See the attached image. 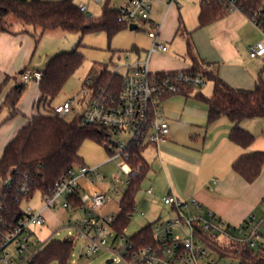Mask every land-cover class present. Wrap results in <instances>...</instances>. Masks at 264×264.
I'll return each mask as SVG.
<instances>
[{"label": "built area", "instance_id": "2783aa9c", "mask_svg": "<svg viewBox=\"0 0 264 264\" xmlns=\"http://www.w3.org/2000/svg\"><path fill=\"white\" fill-rule=\"evenodd\" d=\"M152 1L164 4L167 8L174 0H127L119 7L117 21L137 28L147 23L150 29L148 37L152 41L147 59L141 63H129L123 73L108 68L107 83L93 87L86 80L85 92L88 99L85 109L80 114L82 124L96 125L109 129L112 135L123 132L131 134L127 145L120 141L107 146L109 152L105 163L122 160L119 165L127 176L126 184L137 174L127 163L129 146L158 145L167 139L168 124L161 107L164 97L183 93L186 89H199L206 80L200 73L190 70L152 72L149 69L150 55L159 50L164 52L166 46L160 42L162 24L149 19ZM227 13H242L252 25L264 36V0H216ZM83 12L85 8L80 7ZM249 57L264 59V40L249 47ZM41 70L23 69L19 74L20 81L38 83L42 78ZM120 76L119 86L113 78ZM76 96L53 106V113L65 117L73 111ZM110 147V148H109ZM118 149V151H117ZM96 167H73L61 175L50 189L48 195L42 196V207L35 211L30 207H21L12 214L0 193V264H32L44 245L50 241L40 239L38 229L45 226V212L62 209L77 212L80 219L70 221L68 228L74 229L86 240L85 257L99 250L111 251L116 257L109 264H237L220 257L211 247L203 242L201 233L217 243H235L250 248L260 247L264 241V216L250 215L238 226L230 225L216 217L210 211H202L200 204L192 200L196 212L187 214L189 203L173 195L162 196L163 205L169 206L176 213L174 219L163 221L158 218L151 225V237L140 240L125 235L114 228L118 215L103 213L111 198L103 191L94 189L86 192L85 185L91 186L101 176ZM10 178L0 180V189L10 187ZM27 188L22 183L20 193L25 197ZM118 194V189H113ZM152 194V188L146 190ZM30 199V198H29ZM120 210V206L118 207ZM200 227V233L196 229ZM183 235V236H182ZM71 239V238H69ZM74 241V240H73ZM121 242L119 249L114 246Z\"/></svg>", "mask_w": 264, "mask_h": 264}, {"label": "trees", "instance_id": "16d2710c", "mask_svg": "<svg viewBox=\"0 0 264 264\" xmlns=\"http://www.w3.org/2000/svg\"><path fill=\"white\" fill-rule=\"evenodd\" d=\"M118 12L119 8H112L110 0H104L101 12L96 18L81 11L80 6L73 0H0V33L11 35L27 33V28L32 26L40 28L42 33L53 30L80 34L104 32L110 41L117 32L128 27L117 21ZM227 14L226 8L216 0H200L198 28L207 26ZM9 17L22 22L25 26L20 31L12 30L13 25L9 22ZM83 61L84 57L74 49L71 52L56 54L47 62L45 68L41 70L42 78L37 83L38 97L33 104L35 112L28 117L2 150L0 180L10 178L13 183L8 188H1L0 193L12 214L18 211L19 203L23 199L31 198L36 192L43 196L48 195L61 175L73 167L85 166L79 156V149L84 141L102 144L112 136V132L107 128L82 124L81 115L67 121L65 117L53 113L51 102ZM192 61L190 71L202 74L206 81L212 83L210 97H205L200 92L195 94L207 106L206 123L209 125L222 116L226 117L233 124L229 140L241 148L249 147L253 136L242 129L239 122L252 118L264 119V80L259 76L251 90L233 88L215 73L204 68L197 59ZM98 68L99 72L89 74L86 79L93 87L107 83L108 67L100 65ZM120 79L117 75L112 81L119 86ZM9 81L13 84L0 103V110L6 108L9 112L5 121L19 114L17 105L26 85L18 82L15 76L6 75L0 83V93ZM197 90L188 88L180 94L187 95ZM2 124L3 122H0V127ZM104 148L109 154L107 146ZM142 148L143 146H129L127 149V163L132 170L138 171L127 184V189L119 202L120 210L114 224V228L119 232L126 228L134 214L136 195L149 170V165L141 156ZM231 167L236 174L251 183L264 167V152L244 154L235 160ZM22 183L27 188L26 198L19 192ZM151 226V224L145 226L131 238L150 240ZM196 229L200 233V227L196 225ZM200 235L203 242L220 257L237 264H264V251L261 247L254 251V248L246 245L217 243L209 240L204 233ZM73 245L74 241L69 238L50 240L32 264H70Z\"/></svg>", "mask_w": 264, "mask_h": 264}, {"label": "crops", "instance_id": "0c3cea01", "mask_svg": "<svg viewBox=\"0 0 264 264\" xmlns=\"http://www.w3.org/2000/svg\"><path fill=\"white\" fill-rule=\"evenodd\" d=\"M165 2H169V0H165ZM177 5V0H174L168 8L164 5L166 8L163 15L165 38H169L170 30L171 33L174 30L178 33L181 26L184 27ZM244 17L245 15L242 13L234 12L200 28L210 37V47L204 51L196 46L198 37H196L195 31L197 30L194 31L195 33H188L184 27L190 40L187 43L188 58L186 59L176 56L169 48V42L160 40L166 46V50L164 52L156 50L150 55V71L160 73L190 70L193 65L192 60L197 59L204 68L215 73L233 88L253 89L257 79L254 80L252 72L246 70L243 66L244 63L238 61L233 47L235 39L233 35H237V30L240 27L249 25V20ZM150 20L158 23L153 19ZM29 36L33 37L29 30L27 33L17 35L0 33V83L6 75H19L22 70L18 69H21L27 63L33 42ZM188 45L190 48H188ZM149 50L145 51L142 58L139 55V50L135 49L138 53L137 57L140 59L137 58V61L135 60L133 63L145 61ZM261 60L264 61V59ZM150 62L152 63V69L150 68ZM12 84V81H9L6 91L10 89ZM202 91L201 87L187 95L177 94L163 98L161 107L168 124V135L167 139L158 145H146L149 146L152 154L149 153L145 157L141 152L142 158L149 165L146 176L150 175L155 186L152 189V194H147L146 189L144 197L147 199L148 206L152 208L156 202H159V200L161 202L160 198L162 196L173 195L189 203L187 210L189 214L196 212L195 208L190 205L192 200H196L202 211H210L222 221L238 226L250 215H255L258 218L264 216V167H262L258 177L251 183L246 182L231 167L232 163L244 154L264 152V119L252 118L239 122V126L253 136L250 146L241 148L229 140V133L233 124L226 117L222 116L209 125L206 123L207 106L195 96L196 92L202 94ZM211 94L212 83L210 82V89L202 95L210 97ZM175 96H181L186 100L183 102L182 99ZM189 98L196 101H191L194 103L188 105L187 100ZM196 102H203L204 105H200L199 108L192 105L197 104ZM193 115H199L203 124L199 125L198 131L193 132L194 134L191 137L179 140V126L182 117L194 118ZM30 116L23 115L20 120L12 121L13 123L11 122L0 128V155L5 145ZM94 183L91 186L85 185V191L101 190ZM163 184L165 185L164 188ZM101 191L109 196V189L108 191L103 189ZM117 210L119 212L118 208ZM48 215L50 213L46 212L45 217H48ZM140 215L144 216V213L141 212ZM158 218H161L160 212L153 215V219L151 222L149 221L148 225Z\"/></svg>", "mask_w": 264, "mask_h": 264}, {"label": "rangeland", "instance_id": "374dc122", "mask_svg": "<svg viewBox=\"0 0 264 264\" xmlns=\"http://www.w3.org/2000/svg\"><path fill=\"white\" fill-rule=\"evenodd\" d=\"M46 1H58V0H46ZM127 0H110V5L112 8L118 9L125 4ZM200 0H177L178 8L184 23L186 31L196 32V37H198V43L196 46L200 49L208 50L209 45V35L205 34L203 30L198 28L197 16L199 9ZM73 2L78 6H83L86 9V13L90 17H98L101 12L102 3L104 0H73ZM165 7L157 1H152V8L149 13V18L158 22L163 23L161 28V38L160 40L164 42H169V48L180 58H188L187 43L190 42L188 34H186L183 25L180 31L177 33L175 30L165 38V26L163 15L165 13ZM230 14V13H229ZM243 18V16H241ZM245 18V17H244ZM9 22H12V30L20 31L25 25L12 18H8ZM177 26V23H176ZM150 29L147 23H142L139 25L138 29L130 31L127 28L117 32L110 41L104 32L96 33H69L62 30H55L51 32H45L42 35L40 28L29 26L27 30L31 32L33 37L29 36L33 41L31 44V50L27 63L24 67L18 70H23L24 68L30 70H43L48 62L53 56L61 52H71L74 49L77 50L84 57L82 65L71 75V77L62 86L59 94L51 102V106L57 105L64 102L67 99H71L76 96V101L73 103V111L65 116V120L70 121L74 116L80 115L85 109V101L88 99V95L85 92L84 82L88 78L89 74L96 71L99 72V66L106 65L108 68H116L118 74L123 73L124 66L129 63H133L138 57L135 49L139 50L140 57L143 58L145 51L151 48L152 41L147 35V31ZM194 32V33H195ZM234 39V50L235 56L240 61L244 63V68L253 74V79H258L260 76L264 80V61L261 59H252L248 55V47L255 45L257 42L264 40V36L249 22V25L240 27L237 30V35H233ZM193 38V35H192ZM213 40L214 37L212 36ZM194 41V39H192ZM195 45V44H194ZM140 59V58H138ZM137 61V60H136ZM151 63V62H150ZM152 69V63L150 64ZM17 70V71H18ZM92 71V72H91ZM249 72V73H250ZM9 76H15L16 80L19 82V75L13 74ZM210 89V81H206L204 86H202V94L207 93ZM7 86L0 93V103L4 99L6 94ZM38 96V85L35 82H29L25 85L22 97L17 105V110L19 114L13 119L5 121L8 117L9 112L6 108L0 110V122H3L1 127L11 123L15 120H20L23 115L30 116L35 112L32 105L36 101ZM180 98L185 102L181 96H175ZM191 101H196L193 98L187 100L188 105ZM196 107H201L203 102H196ZM201 103V104H200ZM204 105V104H203ZM44 113V110L41 111ZM198 114V113H196ZM194 118L189 116L182 117L179 129V140L186 139L193 135V132L198 131L199 125L203 124L199 115H193ZM13 123V122H12ZM0 127V128H1ZM131 139V134L123 132L120 134L112 135L108 141H104L102 144H98L92 141H84L79 149V156L81 157L83 164L88 167L101 166L98 169L100 177L95 181L94 185L99 187L101 190L108 191L109 197L111 198V203L108 204L104 214L110 212L118 213V204L125 190L127 189V176L121 171L119 165L122 164L121 159L116 161H111L105 163L108 159V154L104 146H110L111 143H116L120 141L124 146L128 144ZM111 142V143H109ZM111 147V146H110ZM109 147V148H110ZM118 151V149H117ZM141 152L147 157L150 151L149 146H143ZM152 187L155 188L153 181H151L150 175L146 176L141 184L140 189L135 198V209L128 225L126 226L125 235L128 237L133 236L142 228L148 225L149 221L153 219V215L157 212L161 213V220L168 221L176 217V213L173 212L169 206L163 205L162 202H156L151 208L148 206L147 199L144 197V191ZM165 185L163 184V188ZM113 189H118L119 193L113 192ZM42 194L36 192L33 196L21 202V207H30L31 209L38 211L42 207ZM144 213L141 216L140 213ZM187 212V211H186ZM46 213V212H45ZM44 213V217H45ZM50 215L45 217V226L38 230V236L40 239H46L48 233L50 234V240H64L71 238L74 240L73 251L70 258V264H106L108 259H112L115 256L114 253L107 250H99L89 256L85 257L86 250V240L81 234L77 233L76 230L68 228L70 221L80 219V215L77 212H67L62 209H57L54 212H49ZM188 214V213H187ZM183 236V235H182ZM121 242H117L114 246L119 249ZM262 251H264V241L260 243ZM257 251V248H254Z\"/></svg>", "mask_w": 264, "mask_h": 264}, {"label": "water", "instance_id": "95a60500", "mask_svg": "<svg viewBox=\"0 0 264 264\" xmlns=\"http://www.w3.org/2000/svg\"><path fill=\"white\" fill-rule=\"evenodd\" d=\"M128 29H129L130 31H134V30L137 29V26H136L135 24H131V25L128 26ZM20 73H21V71H20ZM20 73H19V74H20ZM110 262H111V260H107V261H106V264H109Z\"/></svg>", "mask_w": 264, "mask_h": 264}]
</instances>
